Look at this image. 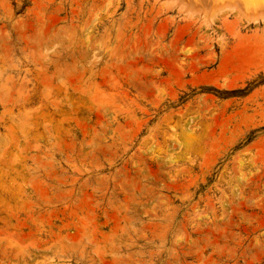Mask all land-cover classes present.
<instances>
[{"label":"rangeland","instance_id":"rangeland-1","mask_svg":"<svg viewBox=\"0 0 264 264\" xmlns=\"http://www.w3.org/2000/svg\"><path fill=\"white\" fill-rule=\"evenodd\" d=\"M193 1L0 0V264H264L263 22Z\"/></svg>","mask_w":264,"mask_h":264},{"label":"bare ground","instance_id":"bare-ground-1","mask_svg":"<svg viewBox=\"0 0 264 264\" xmlns=\"http://www.w3.org/2000/svg\"><path fill=\"white\" fill-rule=\"evenodd\" d=\"M201 1V0H200ZM203 1V0H202ZM205 1V0H204ZM232 1H234V4L236 5V8H237V3L236 2H239V4L241 3V6L243 7H245L244 8V10L245 11H247L246 10V8H248L249 9V12H250V8L251 7H257V9L256 8H254L255 9V11L257 12V13H255V15L257 14V17L258 18H260V20L263 22V27L261 28V31L263 32V34H264V0H237L236 2H235V0H232ZM193 2H196V0H194ZM212 2H214V0L212 1ZM232 3L231 1H227V0H225L224 1V3ZM215 3V2H214ZM223 3V2H222ZM164 4H165V2H164ZM190 4V3H189ZM213 4V3H212ZM215 4H217L216 6H218L219 4L220 5H222L221 4V2H219V4L218 3H215ZM234 4H232V5H234ZM228 5V4H227ZM226 5V6H227ZM229 6V5H228ZM230 6H231V4H230ZM240 6V5H239ZM238 6V8H240ZM219 7V6H218ZM234 8H235V6H234ZM183 9V8H182ZM230 9H232V6H231V8ZM252 9V11L254 10L253 8H251ZM237 11V10H236ZM251 11V12H252ZM196 12V11H195ZM240 12H242V13H244L243 12V8H241V10H240ZM248 12V11H247ZM188 13V12H187ZM254 13V12H253ZM248 14V18H250V13H245V15L244 16H246ZM238 15V14H237ZM241 15V14H240ZM253 15V14H252ZM253 17H254V15H253ZM186 18V17H185ZM226 18V17H225ZM252 18V17H251ZM254 18H256V17H254ZM211 20V19H210ZM201 22V21H200ZM208 24V23H207ZM229 26V25H228ZM231 26V25H230ZM233 26V25H232ZM226 27V26H225ZM232 28V27H231ZM260 30V29H259ZM262 34V33H261ZM231 35V34H230ZM260 35V34H259ZM264 36V35H263ZM261 37V36H260ZM259 38V37H258ZM0 238H1V227H0Z\"/></svg>","mask_w":264,"mask_h":264}]
</instances>
